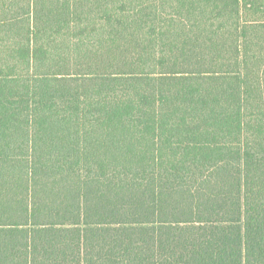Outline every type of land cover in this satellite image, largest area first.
<instances>
[{"label": "trees", "instance_id": "trees-1", "mask_svg": "<svg viewBox=\"0 0 264 264\" xmlns=\"http://www.w3.org/2000/svg\"><path fill=\"white\" fill-rule=\"evenodd\" d=\"M0 264H264V0H0Z\"/></svg>", "mask_w": 264, "mask_h": 264}]
</instances>
